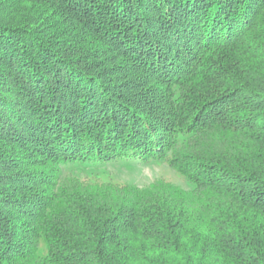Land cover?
<instances>
[{"label": "trees", "instance_id": "obj_1", "mask_svg": "<svg viewBox=\"0 0 264 264\" xmlns=\"http://www.w3.org/2000/svg\"><path fill=\"white\" fill-rule=\"evenodd\" d=\"M258 7L0 0V264H264ZM129 159L192 188L62 176Z\"/></svg>", "mask_w": 264, "mask_h": 264}, {"label": "rangeland", "instance_id": "obj_2", "mask_svg": "<svg viewBox=\"0 0 264 264\" xmlns=\"http://www.w3.org/2000/svg\"><path fill=\"white\" fill-rule=\"evenodd\" d=\"M255 1L259 4V7L256 8L259 13L264 6V0ZM135 81L136 84H139V80L137 81L135 79ZM147 84L148 82L146 85ZM164 86L165 83H161L159 85V90L164 88ZM145 92L144 96H147L148 91L145 90ZM10 166H13L12 162L10 163ZM62 176L88 180L91 182L112 181L123 184H134L139 187H146L156 180H162L184 189L191 190L192 188V184L180 175L175 167L163 162L143 164L139 161L129 159L102 162L100 164L90 163L89 165L69 164L62 167ZM26 210H28L27 207L24 208V211ZM39 250L40 252L45 250V246L42 242L39 244Z\"/></svg>", "mask_w": 264, "mask_h": 264}]
</instances>
